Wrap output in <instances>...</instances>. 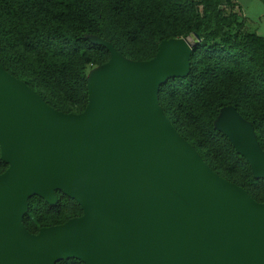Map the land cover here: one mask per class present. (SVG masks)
I'll return each instance as SVG.
<instances>
[{"label":"water","instance_id":"obj_1","mask_svg":"<svg viewBox=\"0 0 264 264\" xmlns=\"http://www.w3.org/2000/svg\"><path fill=\"white\" fill-rule=\"evenodd\" d=\"M87 76L79 114L48 105L0 65V264H264V202L212 171L166 119L160 86L186 75L199 37L167 39L147 61L122 57ZM216 126L264 180V152L232 107ZM74 199L82 214L36 234L28 200Z\"/></svg>","mask_w":264,"mask_h":264},{"label":"trees","instance_id":"obj_2","mask_svg":"<svg viewBox=\"0 0 264 264\" xmlns=\"http://www.w3.org/2000/svg\"><path fill=\"white\" fill-rule=\"evenodd\" d=\"M230 1L0 0V65L54 109L79 114L88 103V69L110 58L109 49L90 37L140 62L152 59L164 40L197 34L188 73L160 86L159 104L212 171L264 202V180L216 126L221 111L234 108L264 152V36L224 12L223 2ZM7 166L0 158V173ZM56 195L55 204L29 198L22 221L30 233L82 214L74 199ZM55 264L84 263L70 258Z\"/></svg>","mask_w":264,"mask_h":264},{"label":"rangeland","instance_id":"obj_3","mask_svg":"<svg viewBox=\"0 0 264 264\" xmlns=\"http://www.w3.org/2000/svg\"><path fill=\"white\" fill-rule=\"evenodd\" d=\"M222 8L226 14L235 13L238 22L243 23L246 31L264 36V4L262 0H231L223 2ZM97 69V67L89 68L87 76Z\"/></svg>","mask_w":264,"mask_h":264},{"label":"crops","instance_id":"obj_4","mask_svg":"<svg viewBox=\"0 0 264 264\" xmlns=\"http://www.w3.org/2000/svg\"><path fill=\"white\" fill-rule=\"evenodd\" d=\"M262 3H263V2H262ZM263 4H264V3H263ZM245 13H246V12H245ZM259 28H260V26H259ZM259 28H257V29L259 30ZM258 30H256V31H258ZM256 31H255V32H256ZM261 36H262V35H261Z\"/></svg>","mask_w":264,"mask_h":264}]
</instances>
